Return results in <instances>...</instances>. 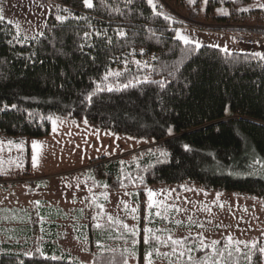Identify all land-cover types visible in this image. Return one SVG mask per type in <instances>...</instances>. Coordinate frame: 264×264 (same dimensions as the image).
<instances>
[{
    "label": "trees",
    "instance_id": "1",
    "mask_svg": "<svg viewBox=\"0 0 264 264\" xmlns=\"http://www.w3.org/2000/svg\"><path fill=\"white\" fill-rule=\"evenodd\" d=\"M40 1L53 9L38 37L25 39L0 19V138L12 141L4 152L23 157L11 175L31 177V141L49 137L53 121L62 120L152 142L95 159L82 174L96 189L134 191L141 211L148 187H176L178 193L197 187L264 201V54L179 41L177 30L188 23L173 20L157 0L155 7L149 0H92L91 8L83 0ZM161 1L186 21L247 32L236 38L243 46V37L256 40L250 48L264 45V15L251 9L253 0ZM221 9L226 13L219 15ZM9 171L0 159L5 191L13 185ZM44 183L26 184L33 191ZM34 210L0 208V220L15 228L10 238L17 241L0 243V264H84L59 245L66 212L44 202ZM83 214L76 212L71 227L76 241L96 250L93 264H129L132 255L146 264L149 252L162 264H264L263 240L233 254L191 243L188 261L158 257L141 235L130 249H111L130 237L123 240L107 222L98 227ZM37 234L42 244L32 247ZM21 240L27 243L17 244Z\"/></svg>",
    "mask_w": 264,
    "mask_h": 264
},
{
    "label": "rangeland",
    "instance_id": "2",
    "mask_svg": "<svg viewBox=\"0 0 264 264\" xmlns=\"http://www.w3.org/2000/svg\"><path fill=\"white\" fill-rule=\"evenodd\" d=\"M157 1L163 11L173 20L188 23L179 28L176 33L179 41L185 43L180 38L181 36L188 39L189 42L185 44H193L197 47L211 46L228 52L240 53L256 52L259 50L258 46H261L257 44L250 48L239 44L236 38L248 34L245 31H223V27L210 28L209 24L186 21L182 15L163 1ZM52 9L50 2L40 0H0V10H2L0 15L8 23L11 22L10 24L16 28L17 33L25 39H32L43 34ZM251 9H259L264 15V0H253ZM225 13V9L218 10L219 15ZM263 53V51L259 52L261 56ZM66 124L77 127L82 132H66V128H63L64 124L60 125L59 130L55 128V137L50 144L53 146L52 153L55 158L50 161L65 169L59 174L37 179L45 182L44 187L33 191L26 184L33 179L32 176L26 179L25 176L19 174L21 171L11 175L16 171L13 168L14 165L21 164L23 157L12 152L11 149L4 152L6 144L12 141L0 138V149L3 146L0 159L10 169L8 174L13 184L6 191L0 189V208L31 209L35 212L34 207L42 202L47 206L61 208L68 216V222L66 225L63 222L65 226L62 229L63 235L59 245L65 252L70 253L82 263L93 264L96 250H90L88 244L80 243L75 239L71 225L74 226L75 214L79 210L84 212V219L89 217L92 220L93 225L107 222L111 230L126 237L123 240L130 237L131 242L129 243L112 244L108 248L130 249L131 244L138 243L135 235H141L145 243L149 242L150 238L158 257H165L166 253L167 256L181 257L186 261L191 260L186 254V250L191 248V243H197L196 247L209 251L213 249L233 254L241 250L244 252L260 240L264 241L263 200L235 194L213 193L197 187H190L185 193H178L176 187L166 189L148 187L145 189L147 200L143 205L144 211H141V205L132 201L134 192L132 190L113 192L93 188L82 175L93 160L123 156L148 148L152 146V142L116 136L91 129L85 124L71 122ZM52 136L53 133L50 138ZM50 141L51 139H46L42 142L50 143ZM0 221V243L15 244L17 241L10 238L15 228L2 219ZM13 225L18 226L19 224ZM187 240L190 242H186ZM31 241L32 247L39 246L42 244V237L39 239L37 234ZM172 241H180V243L173 244ZM25 243H27L26 240H21L17 244ZM32 247L28 249V253ZM162 263V260L153 262V264ZM129 264H138L135 256H131Z\"/></svg>",
    "mask_w": 264,
    "mask_h": 264
},
{
    "label": "crops",
    "instance_id": "3",
    "mask_svg": "<svg viewBox=\"0 0 264 264\" xmlns=\"http://www.w3.org/2000/svg\"><path fill=\"white\" fill-rule=\"evenodd\" d=\"M259 50H257L256 54L264 52V45L258 46ZM259 51V52H258ZM264 54V53H263ZM67 122H61V121H53L52 124V131L51 135L53 133V136L50 138H44V139H36L31 141V176L33 179H43L52 175L59 174L62 172L65 168H60L57 166V164L51 163V159L55 158L54 154L52 153L53 146L52 141L54 140L53 137H55V128L59 130L61 127V124H64L63 128H66V132H82L81 130H78L77 127H71L68 126L69 124H66ZM71 127V129L69 128ZM69 129V130H68ZM46 139H51L50 143L42 142L46 141ZM46 143V144H45ZM49 144V145H48ZM35 145V146H34ZM58 167V168H57Z\"/></svg>",
    "mask_w": 264,
    "mask_h": 264
},
{
    "label": "snow or ice",
    "instance_id": "4",
    "mask_svg": "<svg viewBox=\"0 0 264 264\" xmlns=\"http://www.w3.org/2000/svg\"><path fill=\"white\" fill-rule=\"evenodd\" d=\"M83 2H84V4H85V6L86 7H89V8H91L92 6H93V4H92V0H83ZM149 3L151 4L152 3V0H149ZM153 7H155V5L153 4ZM65 11H67V9H65ZM0 12H2V10H0ZM0 19H3V17H2V15H0ZM57 19H63L62 17H57ZM86 19V18H85ZM11 23V22H10ZM118 34L120 35V36H124L125 35V33L123 32V31H119L118 30ZM85 35V38H87V37H89V33H85L84 34ZM96 35H100V33H96ZM182 40H184V42L185 43H188L189 41H188V39L186 38V37H183V36H181L180 37ZM81 47H83V45H81ZM257 55H260V54H257ZM262 58H264V57H262ZM107 77H105V79H106ZM109 90H111V89H109ZM88 99L89 100H91V96H89L88 97ZM13 107H15V105H13ZM169 132H171V129H169ZM35 146V145H34ZM185 148H187V146H185ZM162 155H166V153H162ZM149 195L151 196L152 195V193L150 192L149 193ZM98 227H99V225H97ZM150 231V230H149ZM169 239H171V237H169ZM172 243L173 244H178V243H180V241H172ZM237 251H239V249H237ZM260 252L261 253H264V248H261L260 249ZM151 253L149 252V253H147V257H148V264H153V261H152V259H151ZM165 256H167V254L165 253L164 254ZM180 255H183V253H180ZM249 260L251 259V257H247ZM189 259H191V257H189ZM124 264H128V262H127V260H125L124 261Z\"/></svg>",
    "mask_w": 264,
    "mask_h": 264
},
{
    "label": "built area",
    "instance_id": "5",
    "mask_svg": "<svg viewBox=\"0 0 264 264\" xmlns=\"http://www.w3.org/2000/svg\"><path fill=\"white\" fill-rule=\"evenodd\" d=\"M241 43L242 44H245V45H247V46H253V45H255V43H256V40L255 39H253V38H241ZM264 43V42H263Z\"/></svg>",
    "mask_w": 264,
    "mask_h": 264
}]
</instances>
